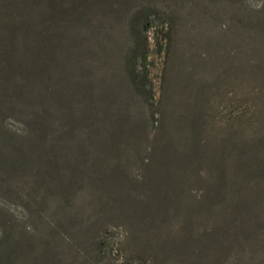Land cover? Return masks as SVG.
Wrapping results in <instances>:
<instances>
[{
  "label": "trees",
  "instance_id": "obj_1",
  "mask_svg": "<svg viewBox=\"0 0 264 264\" xmlns=\"http://www.w3.org/2000/svg\"><path fill=\"white\" fill-rule=\"evenodd\" d=\"M113 1L92 0L104 7ZM131 1L137 4L134 27L139 26L143 33L150 32L151 27L157 29L161 20L156 14L160 12L156 0ZM220 1L237 7L232 12L242 30H249L255 23L264 28V1L251 17L240 8L242 4L238 2L242 0ZM123 3L119 1L115 7L125 10ZM54 5V0H50L49 8ZM78 9L79 5L57 9L54 21H62L63 16L76 18L90 13ZM71 23L69 38L75 41L72 19ZM163 24L160 23L161 27L166 22ZM7 30L11 34L4 37L9 41L1 43L5 49L0 54L2 63L8 64L0 68V264L41 261L79 264L80 260L84 263L86 256L80 248L100 253L110 235L106 223L111 214L132 223L140 218L150 226L159 225L157 230H162L164 217L174 206L188 208L187 191L194 192L190 197L199 212L195 207L190 208L197 214L208 210L227 209L231 213H237L234 209L247 210L255 220V228L247 229L262 238L263 244L259 241L255 248L264 259L261 254L264 252V91L255 107L261 114L249 116L247 112L248 117L244 114L231 117L220 133L216 130L220 124L216 119L206 121L202 116L194 117L187 125L176 122V134L170 133L172 130L167 132L171 124L164 120V114L152 109L148 116H143L135 91L129 85L122 86L128 89L126 98L120 102L123 110L119 111L109 99L113 91H105L104 87L95 95V99L105 98L101 103L104 113L93 116L54 83V68L56 72L60 66L65 70L66 64L55 55L48 57V51L44 57L42 49L28 54L24 45L20 47L19 42H12L17 38L10 28ZM55 38L64 47L63 54L72 60L75 54L70 42H62L57 34ZM148 40L146 33L141 50V41L136 38L126 62L135 85L144 91L149 106L153 107L149 100L153 98L149 70L144 66H147ZM70 72L75 73L72 68ZM258 75L261 76L260 72ZM261 77L264 79V74ZM108 78L116 85L117 77L106 75L105 79ZM68 91L73 92L70 87ZM112 103L117 117L110 111ZM205 126L211 127L212 135L204 136ZM82 129L100 132L101 140L72 152H77L74 157L67 153V145L78 138L76 130ZM153 130L158 134L151 140ZM139 134L141 141L136 137ZM134 142L141 148L132 150ZM205 165L210 169L211 179L192 178L194 166L199 167L197 175L201 177L206 174L201 169ZM144 166L152 168L151 175L139 179L135 171ZM185 175L188 184L182 179ZM195 184L202 186L200 191L194 189ZM248 187L259 194L248 197L245 193ZM237 188L242 192L226 197L227 189ZM239 196H242L239 200L234 198ZM5 202L22 207L25 215L14 213ZM153 231H144V241L145 237H148L146 242L152 238ZM171 244L179 246L176 238L169 243L175 251ZM247 246L242 242L241 250ZM91 251L86 254L90 255Z\"/></svg>",
  "mask_w": 264,
  "mask_h": 264
},
{
  "label": "rangeland",
  "instance_id": "obj_2",
  "mask_svg": "<svg viewBox=\"0 0 264 264\" xmlns=\"http://www.w3.org/2000/svg\"><path fill=\"white\" fill-rule=\"evenodd\" d=\"M64 1L54 0L55 5L49 8L50 0H0V54L5 49L1 43L8 44L9 39L4 35L11 34L7 30L10 28L17 38L12 42L24 45L22 47L28 54L42 49L44 57L47 51L48 57L55 55L58 61L66 64V68L64 70L60 66L58 73L54 68V83H58L57 88L62 93L67 91L65 94L69 99L86 108L87 113L93 116L104 113L101 103L105 98L97 96L95 99L104 87L105 91H113L109 99L114 101L119 111L123 110L120 102L126 98L128 89H122V86L129 85L135 91V100L141 105L142 115L148 116L152 109L161 112L164 120L171 124L167 132L172 130V134L178 132L176 122L187 125L196 116H202L206 121L216 119L220 123L216 130L220 133L230 123L231 117L243 114L248 117L247 112L249 116L258 114L256 103H259L264 91V79L261 77L264 74V28L255 23L249 30H242L232 12L237 7L220 0H185L178 3L156 0L160 11L156 14L161 20L158 22L166 24L161 27L159 23L157 29L151 27L150 32L146 30L149 36L147 66L141 64V68L144 65L149 70L148 82L153 92V98L149 99L151 107L144 91L135 85L126 62L136 38L140 39L143 50L142 38L146 35L140 32L139 26L134 27L136 2L114 0L104 7L92 0ZM119 1L124 2L125 14L121 6L115 7ZM263 1L242 0L238 4L241 3L240 8L251 17ZM76 5H79V11L85 9L90 13L76 18L63 16L62 21H54L53 14L57 9H70ZM71 19L75 41L69 38ZM56 34L62 42H70L75 54L72 60L63 54L64 47L56 42ZM7 65L0 59V68ZM71 68L75 73L70 72ZM105 74L117 77L114 78L116 85L111 79H105ZM69 87L73 92L68 91ZM113 103L110 111L117 117ZM203 129L204 136L213 134L210 126ZM76 132L78 138L67 145V153L74 154V157L77 152H72L101 140L98 136L100 132L89 129ZM157 134L153 130L151 140ZM141 136L136 137L141 141ZM137 146L138 142H134L132 150L141 148ZM198 168L194 166L192 178L198 181L211 179L207 165L201 166L206 173L201 177L197 175ZM151 171L152 168L144 166L137 168L135 175L139 179L149 178ZM182 179L188 184L186 175ZM200 187L194 185L198 191ZM245 190L248 197L259 194L250 187ZM241 192L238 188L234 191L227 189L226 197ZM193 193H185L188 208L174 206L164 217L162 230H157L159 225L150 226L140 218L132 223L111 214L106 223L110 235L100 253L97 255L90 248L79 247L86 256L85 262L80 260L79 264H264V259L255 248L259 241L263 244L262 238L260 240L259 235L247 229L255 228L254 217L247 210L238 209H234L237 213L223 209L197 214L190 208L195 207L190 197ZM242 196L234 198L239 200ZM5 204L19 216L25 215L22 207ZM195 211L199 212V209ZM152 230V238L146 242L148 237H145L144 241V231ZM174 238L179 242L178 248L171 244L175 251L169 245ZM242 242L248 244L246 250H241ZM87 247H90L89 242ZM89 251L91 254H86ZM261 254L264 257L263 251Z\"/></svg>",
  "mask_w": 264,
  "mask_h": 264
}]
</instances>
